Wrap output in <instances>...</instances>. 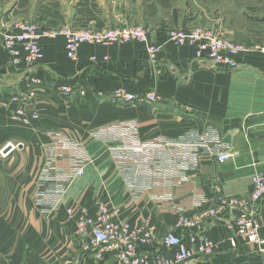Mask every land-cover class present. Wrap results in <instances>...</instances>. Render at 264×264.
Instances as JSON below:
<instances>
[{
  "label": "crops",
  "instance_id": "1",
  "mask_svg": "<svg viewBox=\"0 0 264 264\" xmlns=\"http://www.w3.org/2000/svg\"><path fill=\"white\" fill-rule=\"evenodd\" d=\"M221 1L236 5L245 24H236L223 8L213 17V0H0V31L5 21L31 22L40 45L39 55L26 61L22 43L13 47L21 53L15 58L0 35V149L10 143L7 155H0V264H114L112 254L97 256L100 247L79 236L74 217L67 214L71 206L96 219L99 204L117 225L148 226L154 237L150 254L168 230L185 235L188 229L177 224L188 217L200 220L195 231L210 246L194 261L178 264L238 258L233 264H264V243L237 238L235 246L229 244L226 226L232 212L204 214L216 209L220 198L249 197L252 175L264 171V55L247 49L235 56L234 67H227L200 61L190 44L175 45L167 38L174 20L198 4L204 9L189 15L182 28L204 19V26L217 27L235 43L264 44V0ZM215 19L217 25L210 23ZM134 24L143 25L150 43L160 47L154 58L137 41L82 44L73 59L65 54L64 30L105 32ZM11 26L6 29L18 32ZM120 87L143 94L145 102L112 101ZM21 108L28 122L18 116ZM125 124L135 127L142 140L176 144L183 168L170 195L165 187L157 194L152 187L159 172L135 173L115 162L108 131ZM66 133L81 143L77 159L84 167L68 184L69 174L57 173L47 155L52 136ZM225 146L232 158L219 163L212 153ZM143 183L149 188L142 189ZM50 186L61 191L43 204ZM252 209L264 222V202ZM260 235L264 239V226Z\"/></svg>",
  "mask_w": 264,
  "mask_h": 264
},
{
  "label": "built area",
  "instance_id": "2",
  "mask_svg": "<svg viewBox=\"0 0 264 264\" xmlns=\"http://www.w3.org/2000/svg\"><path fill=\"white\" fill-rule=\"evenodd\" d=\"M17 26H15V29L18 28V32L16 33L13 32L12 28H5L0 31L4 46L16 58L21 53L13 47H15V43L21 42L24 59H35L40 52L39 35L36 28L31 24H20ZM62 33L65 37V54L69 59L75 57L77 48L82 44H112L121 41H137L147 45V51L151 58H154L156 52L160 49L159 46L150 43L148 30L139 24L123 26L119 29H112L105 32L64 30ZM167 38L175 45L190 44L194 48L195 57L200 61L205 58L208 60L212 59L214 63L227 67H234L236 64L235 56L247 50L245 46L238 45L227 39L220 31H215L210 28L191 27L187 29H173L168 31ZM255 49L264 55V45L255 47ZM62 87L63 91H67V87ZM110 98L112 101L121 104H139L145 102V96L143 94L133 93L126 87H120L115 90ZM18 116L22 117L24 115L18 112ZM108 132H111V137L108 138L111 143L109 149L114 155L115 162L121 165H128L132 162L137 163L138 160L140 163H145L146 160L144 158L153 157L155 153L154 148L153 153L149 151L150 147H153L156 143V146H161L158 141L152 143L132 138V136H138L136 128L132 125L115 126ZM52 139V144L55 147H61L67 142L64 136L60 134L53 135ZM69 143L70 145L75 144L73 141H69ZM204 143L206 144V142ZM8 146L6 145L0 149L1 156L7 155L8 151L5 150ZM10 146L14 149L13 145ZM155 149L161 151V148ZM53 153L56 154L57 151H53ZM128 153L130 157L127 158L126 155ZM212 155L219 163L232 158V153L229 151L228 146H225L218 152L212 153ZM83 172L84 167H80L74 172V176H81ZM72 177H67L65 182L67 184L71 182ZM251 185L252 189L249 197L220 198L219 206L216 209L209 210L208 215L205 214L206 216L213 217L221 216L227 211L234 214L232 223L226 226L228 230H231V234L227 238L231 246H235L237 238H242L257 246L264 243V239L260 235L264 222L259 217L260 211L257 212L255 209H252L253 205L264 202V171L255 172L252 175ZM142 188L146 190L144 186ZM49 190L50 193L44 195L45 199H47V195L48 199H51L49 197L56 199L61 191L60 189L52 191L51 186ZM64 191L60 194H63ZM41 203L46 204L44 200ZM249 205L251 208H248ZM98 211L96 219H92L83 209H76L71 206L67 208V214L74 217L78 235L81 237H90L91 241L100 247V252L97 255L99 258L102 259L104 254H112L114 264H178L194 261L198 254L206 253L210 246L207 238L199 236L195 231V228L199 226L200 220L198 218L187 217L181 219L177 224V226L187 228V233L181 235L175 229L168 230L162 238L161 247H157L150 254L148 248L153 247L154 237L148 226L131 229L126 224L117 225L112 221L111 213L104 204H99Z\"/></svg>",
  "mask_w": 264,
  "mask_h": 264
},
{
  "label": "rangeland",
  "instance_id": "3",
  "mask_svg": "<svg viewBox=\"0 0 264 264\" xmlns=\"http://www.w3.org/2000/svg\"><path fill=\"white\" fill-rule=\"evenodd\" d=\"M210 1H212V0H210ZM213 1L214 2H210V6H209L210 10L214 9L213 17L217 15L218 11L222 12V8H223L224 12H228L229 14L232 15L231 18L233 20H235L236 24H238L240 26L245 24L243 22V20L241 19V17L237 14L238 13L237 10H235L236 5L234 6V5H231V4H226V3H223L221 0H213ZM219 1H221L223 3V5ZM181 8L182 9L183 8H188V4H185V6L181 5ZM262 8H264V5H262ZM201 9H204V7L202 5H198L197 4V5H194L191 13L188 12L190 14H188L187 12H186V14H184V16H182L180 14L179 15V19L177 18L178 19V20L176 19L177 21L174 20V26H175L174 29H182L183 24L187 23V21H188L187 19H188L189 15H193L194 12H196L197 10H201ZM217 9H218V11H217ZM262 10H264V9H262ZM219 18H221V17H219ZM217 19H215V22H214V20H212V22H210V23H213L214 25H217L216 24ZM203 21H204V19H198V21H196L195 23H192V24L193 25H199V26H189V27H185V28L187 29V28H191V27H202V28H210V29H213L215 31H220L217 27H216L217 29L214 28L215 27L214 25H213L214 27H212V25L204 26ZM21 22L26 23V24H30L31 23V22H28V21H19V20L5 21V22H3V28L2 29L4 30L6 28V26H9V25H12L11 27L14 26V28H15V26L21 24ZM14 24H16V25H14ZM31 24H33V23H31ZM134 25H138V24H134ZM134 25H131V26H134ZM170 30H173V29H170ZM170 30H168V31H170ZM142 44H144V43H142ZM236 44L241 45V44H239L237 42H236ZM144 45L146 46V44H144ZM262 45H264V44H262ZM258 46H261V45L260 44H252L250 47H245V49L256 50L255 47H258ZM196 59H198V58H196ZM26 61H29V60L26 59ZM208 61L210 63L214 64V61L212 59H209ZM61 89H63V87H61ZM17 112H21V114H23L24 116H22L20 118L23 121L28 122V121H26V120H28L27 119L28 117L26 116V114H25V112L23 111L22 108L19 109ZM31 116H35V115H31ZM116 135H117V133H116ZM137 135H138V132H137ZM63 136H64V139L67 140V142L64 145H62L61 147H55V146H53V144H51L50 147H49V150H47V155L48 156H52L50 158V161L52 162V165L55 166L54 168L58 167L57 173L60 172V171H65V172H67L69 174V176H74V172L79 168V166L81 167V163L77 159L78 151L82 150L81 149V143H79L76 138L72 137L71 135H69L67 133H66V135H63ZM132 138L138 139L140 141H145V142H152V143L156 142V141L159 142V145H161V146H156V144H157L156 143L153 147L151 146L150 149H149V151H151L153 153V148H154V152L155 153H154L153 157H145L144 158V160H146L145 163H140V161L138 160L137 163L132 162L131 164H128L127 167H129V168L133 167L135 169V171H138L139 169H141V171L142 170H146V174H148V175H151V173L159 172L160 180L159 181H153L154 185L152 187L155 188L156 194H157V192L163 191L162 187H165L167 189L164 190V191L166 192L167 195H170L171 194L170 189H172V183H175L174 181L178 182L179 179H180L179 183L181 182V175H177V173L178 172L181 173V170H182L181 168H183V167H181L182 164H178V162L176 160L177 156L175 155V152L173 150V148H174V146H176V144L168 142L169 140L164 139V138H162V139H160V138H150V139H147V140H142V139H140L139 136H137V137L132 136ZM69 141H73V143H75V144L74 145H70ZM162 143H164L165 145L162 144ZM117 145H118V143H117ZM54 147H55V149H54ZM155 148H161V151H157ZM53 151H57V153L54 154ZM126 157L127 158L130 157V154L128 153V155H126ZM60 161H62V162H60ZM186 166L187 165L184 164V168H187ZM178 168H180V169H178ZM41 172L44 174L43 169L41 170ZM175 174H176V176H174ZM164 175H166V176H164ZM154 179L158 180L157 177H155ZM144 181H146V180H143V182ZM170 181H171V183H170ZM56 182L59 183L58 181H56ZM56 182H55V186H57ZM163 182L166 183V184L165 185L160 184V183H163ZM53 183H54V181H53ZM141 186L142 187L144 186L146 189L149 188L148 184H146V183H143V185H141ZM159 196L160 195H156V198L159 197ZM49 198L53 199L54 197H49ZM47 199H48V195H47ZM47 199H45L44 196L42 198V200H44V201H46ZM51 199H48V200H51ZM209 210H211V209H209ZM208 211H206L204 214L208 215L207 214ZM50 212L51 211H42V213H45V214H49ZM208 217H213V216H208ZM223 260H225V261H222V264H225V262H228V264H233L237 260H240V258H238V259H228V260L223 259Z\"/></svg>",
  "mask_w": 264,
  "mask_h": 264
},
{
  "label": "bare ground",
  "instance_id": "4",
  "mask_svg": "<svg viewBox=\"0 0 264 264\" xmlns=\"http://www.w3.org/2000/svg\"><path fill=\"white\" fill-rule=\"evenodd\" d=\"M9 145V144H8Z\"/></svg>",
  "mask_w": 264,
  "mask_h": 264
}]
</instances>
